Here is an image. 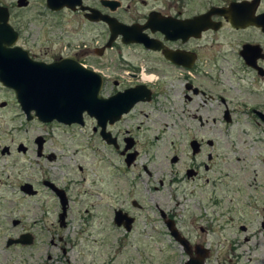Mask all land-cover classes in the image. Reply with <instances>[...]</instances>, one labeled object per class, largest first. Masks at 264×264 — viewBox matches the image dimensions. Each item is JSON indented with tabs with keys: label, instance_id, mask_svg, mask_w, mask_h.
<instances>
[{
	"label": "flooded vegetation",
	"instance_id": "obj_1",
	"mask_svg": "<svg viewBox=\"0 0 264 264\" xmlns=\"http://www.w3.org/2000/svg\"><path fill=\"white\" fill-rule=\"evenodd\" d=\"M1 25L7 29L0 34L2 43L9 44L2 45L8 53L0 49V57L7 55L13 70L20 71L27 62L44 66L68 62L99 80L98 98L105 104L103 124L87 111L81 114L82 124L42 122L35 111H30L27 119L15 89L1 82L0 90L9 98L0 100V115L3 110L17 108L26 123L37 121L77 128L91 125L92 137L102 141L122 163L115 174L118 181L106 180L107 184L99 188L101 202L90 209L106 221L110 234L125 238L168 236L170 249L178 247L185 257L181 264L197 259L200 252H206V264L212 249L201 238L248 233L250 209L259 213L257 199L249 200L241 191L235 193L233 202L230 200L233 207H228L222 188L219 193L213 188L204 193L191 181L200 178L202 171H209L207 162L212 160V154L205 147H213V142L206 137L207 125L239 123L257 130L264 127L257 114L264 115V0H0ZM176 101L194 110L188 112L184 126V141L192 164L184 171L185 180L154 184L150 182L154 173L150 168L154 163L155 140L145 124L156 113H173ZM129 106L127 112H121ZM30 146L31 150L22 143L15 150L12 144L0 146V156L10 158L8 169L39 173L41 178L39 182H22L14 187L9 174L0 181V231H8L3 234L2 251L31 254L33 250L46 252V248H57L62 257L66 250L63 243L54 245L56 231L51 232L50 246L46 247L41 235L35 234L34 225L21 230L27 216H47L52 210L44 208L40 201L29 206L5 194L15 189L22 198H36L39 190L35 184H39L43 193L57 202L58 226L67 227L69 187L59 186L45 173L46 164L57 163L61 157L57 150L46 149L44 136L32 137ZM16 153L26 159L20 162ZM145 156L148 166L141 164ZM180 162L176 155L170 158L171 165ZM141 172L147 177L146 183ZM132 173L133 181L127 178ZM121 177L128 181H120ZM148 212L156 215L155 219ZM237 217L248 223L237 225L239 233H234L230 229ZM259 217V227L264 231V214ZM158 221L163 230L158 229ZM175 237L186 245L182 247ZM58 241L61 243L62 237ZM248 241L245 236L243 243ZM44 259L34 264H60L51 255ZM234 261L239 263V257L232 260L233 264Z\"/></svg>",
	"mask_w": 264,
	"mask_h": 264
},
{
	"label": "rangeland",
	"instance_id": "obj_2",
	"mask_svg": "<svg viewBox=\"0 0 264 264\" xmlns=\"http://www.w3.org/2000/svg\"><path fill=\"white\" fill-rule=\"evenodd\" d=\"M8 98L9 95L0 90V100ZM148 111L151 112L152 109ZM172 111L173 113L169 115L156 113L150 117L153 120L146 121L145 124V129L147 132L149 131L148 134L152 135L155 140L154 163L150 168L154 172L151 174L150 182L154 184L159 181L167 183L170 180L182 178L185 180L184 171L192 164V157L184 141L186 139L184 126L188 121V112L193 113L194 110L187 108L185 104L183 107V102L176 101ZM10 116H13V119ZM210 117H213V114ZM158 119H163V121L160 123ZM165 122L166 125H164ZM206 128V137L213 142V147H205V151L212 154V160L207 162L209 171H202L200 178L187 181L194 182V185L200 187L204 193H209L212 188L216 190L222 188V191L218 190V193L222 192L225 206L228 207H233L230 200L233 202L237 197L235 193L241 191L245 192L243 197H249V200L257 199L260 204L259 213L250 209L252 220L249 223L248 233H240L236 237L227 234V237L201 238V240L207 241L212 249L206 264H233L232 260L235 257H239V263L234 261V264H264V254H261L264 247V231L259 227V221H261L259 215L264 214V127H261L262 130H257L251 125L234 123L232 125H207ZM90 129L91 125L77 128L57 123L44 125L37 121L26 123L23 114L17 108L11 111L9 108L1 112L0 146L12 144L15 150L17 144L22 143L31 150V138L41 135L47 138V150H57L61 158L57 163H47L45 173L55 179L59 186L65 189L69 187L70 205L66 221L67 227L61 228L55 217L57 202L50 194L45 195L39 184H35L39 194L32 199L22 198L15 189H9L5 194L17 202L32 206L40 201L44 208L52 210L47 216L36 218L27 216L21 230L30 229L31 225H34L35 234L41 235L46 247L50 246L48 241L51 238V232L56 231L57 236L53 239L54 245L61 246L63 243L66 253L61 257L60 249L57 248L49 250L51 251L49 254L47 248L46 252L38 249L33 250L31 254L12 249L5 252L2 251L5 241L3 234L8 231H0V264H10L11 262L15 264L17 261L19 264L40 263L48 255H51L52 260L60 264H66V260H68V264H181L185 257L178 247L170 249L171 242L168 236L117 237L108 232L107 223L99 214L95 215L94 212V214L91 212L90 209L97 208L101 202L99 188H103V184H107L108 180L118 181L115 179L118 178L115 174L117 167H122V163L116 155L106 149L102 141L92 137ZM173 155L180 158L179 164H170V158ZM146 157H143L141 164L147 165L145 161L148 158ZM15 158H18L20 162L22 159H26L18 153L15 154ZM9 161L10 158L0 156V181L4 180L6 174L11 175L10 181L15 183L13 187L22 182L33 183V181L41 180L39 173H19L12 168L8 169ZM108 166L113 167L111 169ZM108 171H113V173ZM134 176L133 173L132 175L128 174L127 178L133 181ZM141 176L145 182L146 175L141 172ZM128 180L124 177L120 179V181ZM206 181L208 183H204ZM75 183L80 185H74ZM143 187L145 186L143 185ZM13 194L15 196H12ZM88 198L89 200H87ZM85 210H90V213ZM148 213L152 219H155L156 215L154 216L152 212ZM235 219L237 220L234 221L232 227L230 226V230L239 233L237 225H247L248 222L241 217ZM8 224L6 222V227H9ZM157 226L160 230L164 229L159 221ZM80 227H84L83 230L80 231ZM17 231L18 228L15 229V234L18 233ZM245 236L249 241L244 244ZM59 237L63 239L61 243L58 241ZM36 245L39 246V242ZM230 245L233 246L234 253ZM260 247L261 250H259Z\"/></svg>",
	"mask_w": 264,
	"mask_h": 264
},
{
	"label": "water",
	"instance_id": "obj_3",
	"mask_svg": "<svg viewBox=\"0 0 264 264\" xmlns=\"http://www.w3.org/2000/svg\"><path fill=\"white\" fill-rule=\"evenodd\" d=\"M4 31L7 29L1 25L0 34ZM2 41L0 35V49L2 53L7 54V47L2 45L9 43ZM5 56L0 57V82L5 87L15 89L16 98L27 119L29 112L35 111L42 122L56 120L65 124H82L81 114L87 111L104 123L102 111H105V104L98 98L100 82L92 73L68 62L50 66L27 62L25 67L16 71L9 66L8 56ZM130 106L121 112H127ZM257 114L264 121V115ZM62 201L64 206V198ZM61 219H64V212ZM169 224L166 222L167 226L171 225ZM175 239L182 247L186 245L184 240L177 237ZM206 255V252H200L197 259L186 264H203Z\"/></svg>",
	"mask_w": 264,
	"mask_h": 264
}]
</instances>
